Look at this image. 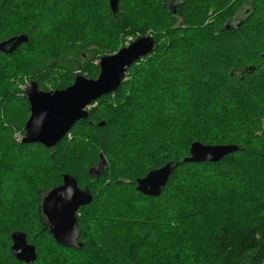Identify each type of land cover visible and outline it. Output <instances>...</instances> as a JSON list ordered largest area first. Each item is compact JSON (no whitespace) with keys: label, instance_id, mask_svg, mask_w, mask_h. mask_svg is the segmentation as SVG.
Wrapping results in <instances>:
<instances>
[{"label":"trees","instance_id":"16d2710c","mask_svg":"<svg viewBox=\"0 0 264 264\" xmlns=\"http://www.w3.org/2000/svg\"><path fill=\"white\" fill-rule=\"evenodd\" d=\"M96 1L98 9L95 7L91 13L85 12L78 20L74 16L76 13L68 14L69 23L75 24L72 26L78 39L84 40L91 26L105 27L107 30L109 25H116L122 17L121 12L129 10L126 3H136L118 0L117 12L112 13L108 0ZM137 1V4L145 6L140 14L155 23L151 35L155 41L153 51L142 58L144 62L148 61L150 68L138 73L141 59L130 65L116 90L92 102L87 117L76 121L51 148L22 141L15 146L11 131L5 129L3 144H13L15 149L0 150V165L9 169L11 175L18 171L19 175L24 173L16 167L23 156L34 148L50 157L60 174L61 170L68 169L67 160L72 152L79 145L87 147L84 149V159L89 161L86 167L74 176L68 173L74 177L78 187H82L83 177L88 179L87 187L84 188L92 195L91 202L77 211L80 236L84 235L88 209L99 210L94 213L98 217L94 225L105 239L104 254L111 252L113 255L102 257L100 251L86 246L81 239L83 246L80 249L59 245L39 213L41 196L38 191L41 229L32 241L28 240L24 232L27 242L35 246L37 255L31 264H38L41 260L42 247L39 241L44 236L56 245L59 253L72 252L99 258L88 264H163L172 252L165 244L167 233L171 231L172 225L176 227L185 216L181 214L187 199L197 195L198 185L211 175L228 183H243L245 189L241 198L252 207L264 203V160L256 156L252 149L254 145L264 149V128L261 123V116L264 115V57L260 55L261 49L257 51L264 43V0H252L255 6L252 15L238 28L228 31L221 29L226 8L233 7L241 0H183L175 12L163 0ZM29 2L28 18L31 24L26 34L27 42L10 52L0 51L11 63L15 62L10 59V54L20 55L23 45L32 50L43 28L63 14L69 1ZM12 5L11 0H0V40L6 36L5 23ZM140 35H144V32H140ZM157 37L161 39L160 44H157ZM85 43L107 47L97 39H88ZM202 44H217V49L209 54L214 58L212 62L201 59L202 53L205 54ZM255 51L256 54L248 56ZM45 53L57 55V51L50 48ZM194 57L198 61L193 60ZM89 64L81 68L80 73L87 78H96L98 61L96 66ZM13 69L14 74L30 75V82H35L38 89L45 91L65 88L76 76V73L65 67L56 74V67L44 64L40 67L29 64L24 68L17 66ZM59 74L61 82L57 81ZM227 82H231L232 90L224 93L219 83L225 85ZM204 90L207 92H202ZM17 95L22 98H15ZM205 95L208 97L205 98ZM206 100L213 102V106L200 107ZM233 100L236 101V107L243 109L241 115L244 118H228ZM17 101L22 108L15 107ZM0 110L12 123L20 124L16 127L21 128L20 133L23 134L29 115L25 88L23 91L14 88L5 92L0 89ZM200 111L203 112L200 120L205 128L211 122H219L223 128L228 124L221 139H224L225 144L238 145V149L217 162H182L192 142H212L211 137L207 139L197 135L189 138L184 134L183 127L188 120L186 112L192 113L195 120ZM213 112L218 115L214 117ZM6 128H12V125ZM239 137H243L242 142L238 140ZM251 151L253 154L249 155ZM100 154L106 161V168L97 176L91 175L88 169L97 165ZM248 159L254 163L243 166L242 161ZM167 162L176 164L159 195H146L136 190L138 177ZM7 176L0 178V220L8 203L7 188L11 178ZM94 189H99L97 194ZM97 201L99 206H92ZM114 203L124 206L116 209L117 206H110ZM213 245L216 248L215 255L202 256L200 264H264V219L237 227H220ZM5 252L10 264H25L18 261L10 249H5ZM173 264L179 263L174 261Z\"/></svg>","mask_w":264,"mask_h":264},{"label":"rangeland","instance_id":"374dc122","mask_svg":"<svg viewBox=\"0 0 264 264\" xmlns=\"http://www.w3.org/2000/svg\"><path fill=\"white\" fill-rule=\"evenodd\" d=\"M12 10L8 15L5 23L6 36H11V33L23 32L27 34L29 26L31 24L30 18H28V8L30 0H11ZM68 2L65 5L67 8L60 14L55 21L50 22L46 27L43 28L40 36H38L37 43L30 50L25 45L21 47L20 55L15 53L10 54V59L13 62L6 60L8 58L5 55L0 54V89L1 91H7L10 89L24 90L26 85L31 81V77L28 74H14L13 67H27L29 64L35 67H40L41 64L56 67L55 73H60L61 68L65 67L73 73L79 74L81 68L91 63L96 66V61L103 55H109L117 51V48L126 46V41L131 39V42L139 37L140 32H144V35H152L154 22L142 16L140 11L145 9L144 5L136 3H126L129 10L121 12L120 21L116 25H109L107 30L105 27L91 26L90 31L87 30L85 39H78L74 34V22L69 23V13L75 14L76 20L82 17V14L91 13L94 9H98L96 0H66ZM232 1V0H230ZM36 6V5H33ZM96 7V8H95ZM146 10H148L146 8ZM62 19V22L60 20ZM25 25V26H24ZM159 39V37H157ZM88 39H97L101 44L107 46L101 48L97 45H87L85 43ZM159 39L157 44H160ZM203 45V44H202ZM22 46V45H21ZM40 48V50H38ZM48 48L57 51V55L46 54L45 50ZM176 48V47H175ZM205 54L202 53L201 59L209 60L212 62L213 57L209 54L217 49V44L203 45ZM261 49V53L264 52V43L258 48ZM31 52L33 53L32 56ZM40 52V53H39ZM256 54L255 52L250 55ZM9 56V55H8ZM55 56V58H52ZM92 56V57H91ZM100 56V57H99ZM247 56V57H248ZM246 57V58H247ZM89 59V60H87ZM193 60H196L195 57ZM247 62L246 59H244ZM198 61V60H196ZM254 63L252 61H249ZM140 64L138 73L142 70L148 69L151 65L148 61L144 62L143 59L138 62ZM194 68V67H192ZM231 71L229 70V73ZM209 74V73H208ZM61 75H57V81L61 82ZM125 76V75H124ZM124 78V77H123ZM127 78V77H126ZM198 84V82L196 83ZM219 88L226 91H231V82L224 84L219 83ZM215 89V87H214ZM217 89V88H216ZM210 90V88H208ZM219 90V89H217ZM198 92V91H197ZM196 92V93H197ZM202 92H207L206 90ZM198 94V93H197ZM210 94V93H209ZM19 96V97H18ZM205 98L208 95L204 96ZM17 99H21L22 96H15ZM228 101V100H227ZM229 107V119L240 116L243 109L236 107V101L233 100ZM205 107L213 106V102L206 100L201 106ZM234 106L236 107L234 109ZM16 108H22L21 103L17 101L15 104ZM90 107V106H89ZM88 107V109H89ZM190 108V107H189ZM225 110V109H223ZM1 111V110H0ZM214 114V117L217 114ZM0 150H14L13 144L10 146L3 144V137L5 136V129L9 130L12 134L13 143L16 146L24 135L20 133V129L16 127L17 124L12 123L10 118L5 116L3 112L0 113ZM185 116L188 118L187 124H184V134L188 135L189 138L193 136H205V138L212 139L209 145H219L223 143L224 139H221V134L226 131L227 125L222 127L219 122H212L207 128L201 122L200 118L203 117V112H199L198 117L194 120V115L190 112H186ZM201 116V117H199ZM230 122V121H229ZM12 123V124H11ZM197 123V125H195ZM261 123L264 128V115L261 116ZM12 128H6L11 126ZM17 126H20L18 124ZM176 132H179L176 130ZM181 132V131H180ZM243 137H239L241 141ZM198 141V140H197ZM210 141V140H209ZM242 142V141H241ZM238 147V145H237ZM255 155L264 160V149L262 147L253 146ZM87 147L85 145H79L70 155L67 160L68 169H63L58 174V170L55 167L50 157H47L42 150L34 148L23 156V159L16 167L18 170H23L24 173L19 175V171L14 175H11L9 169L7 170L4 166L0 165V178H11L9 180V186L7 188V199L5 210L1 213L0 220V264H10L8 261L9 256L6 254L5 249L10 248L11 240L10 233L13 230H22L28 235V240L32 241L35 239L37 232L40 231L42 226L39 220L38 214V191H45L47 188L54 186L55 184L62 183L63 174H72L73 176L79 174L80 170H83L88 164V160L84 159V153ZM10 150V151H11ZM253 152L249 155H252ZM254 162L242 161L243 166H248ZM10 174H9V173ZM66 172V173H65ZM69 174V175H70ZM81 186L87 187L86 184L88 179H81ZM100 188V187H99ZM245 185L240 182H225L222 178L211 175L206 181L201 182L196 189V194L192 198L187 199L184 206L182 207V214L185 215L180 219L178 225L171 226L172 229L169 231L165 238L166 246L172 251L170 256L167 257L163 264H173L176 261L179 264H200L202 256L215 255V247L213 245L216 234L220 227L230 225L237 227L238 225L248 224L250 221H260L264 219V203L254 205L256 208L247 204L242 198L244 193ZM97 194L99 189H94ZM101 197V196H100ZM92 206H99L98 201ZM110 206H117L116 209L121 208L124 204L114 203ZM249 210V211H246ZM99 210L88 209V213L85 215L84 223V235L81 234L79 240L87 246L92 247L94 251H100L103 256H113L105 251V239L101 231L94 225L96 222L95 212ZM80 214V213H79ZM84 214V213H83ZM82 214V215H83ZM121 231V227H119ZM32 243V242H31ZM42 247L41 260L38 264H88L99 260V258L92 257L90 255H81L80 253H64L58 252L56 245L46 238L43 237L39 241ZM2 246V247H1ZM101 259V258H100ZM202 260V259H201ZM162 261V260H161ZM98 263V262H97Z\"/></svg>","mask_w":264,"mask_h":264},{"label":"water","instance_id":"95a60500","mask_svg":"<svg viewBox=\"0 0 264 264\" xmlns=\"http://www.w3.org/2000/svg\"><path fill=\"white\" fill-rule=\"evenodd\" d=\"M108 5L112 13L117 12L118 0H108ZM9 40L14 41L13 45L16 47L26 42L27 37L19 35ZM154 45L155 41L151 35L139 36L116 52L101 56L98 60L99 71L96 78H87L79 73L65 88L44 91L39 90L35 82L29 83L25 88L29 115L24 124L21 141L39 143L47 148L53 147L76 121L87 117L88 107L92 102L116 90L129 66L149 55ZM261 56L264 57V52ZM237 149V145L234 144L209 145L194 141L182 162H217ZM175 164L167 162L138 177L136 190L146 195H159ZM105 168L106 161L100 154L97 165L88 170L91 175L97 176ZM91 200L89 190L78 187L74 177L69 174H63L62 183L57 185V188L49 190L39 213L45 216L44 224L59 245L76 249L83 246L79 240L77 211ZM10 238L11 254L18 261L31 264L37 259L35 246L27 242L23 231L13 230Z\"/></svg>","mask_w":264,"mask_h":264},{"label":"flooded vegetation","instance_id":"af4514ba","mask_svg":"<svg viewBox=\"0 0 264 264\" xmlns=\"http://www.w3.org/2000/svg\"><path fill=\"white\" fill-rule=\"evenodd\" d=\"M165 2L168 5V7L172 10V12H175L177 5L180 2H183V0H165ZM232 6L233 7H227L226 8L227 9L226 10V14H225L226 17H225V19L223 20V22L221 24L222 25L221 29L223 28L224 30L228 31V30H232V29L238 28L241 24H243V22L247 18H249L252 15L253 9L255 8V6L253 5V1L252 0H243V1L241 0L240 2H238V3H236L235 5H232ZM19 35H25L27 37V35L25 33L17 32V33H11V36L2 38L0 40V44H2V46L0 47V51L1 52H6V51H9V50L12 51L15 48H17V46H19L20 44L17 45L16 47H14L15 46V45H13L14 41H11L9 39H11L13 37H16V36H19ZM26 42H23V43H26ZM25 95H26V93H25ZM60 184H55L54 186L46 189L45 191L44 190L40 191L41 197H40L39 206H42L44 198H45V196H47L49 190H51L52 188H57V185H60ZM80 188H84V186H82ZM42 217L44 218L43 222H46L45 216H43V214H42ZM10 240H11V238H10Z\"/></svg>","mask_w":264,"mask_h":264},{"label":"built area","instance_id":"2783aa9c","mask_svg":"<svg viewBox=\"0 0 264 264\" xmlns=\"http://www.w3.org/2000/svg\"><path fill=\"white\" fill-rule=\"evenodd\" d=\"M130 42H131V39L130 40H127L126 41V45H128Z\"/></svg>","mask_w":264,"mask_h":264},{"label":"bare ground","instance_id":"6f19581e","mask_svg":"<svg viewBox=\"0 0 264 264\" xmlns=\"http://www.w3.org/2000/svg\"><path fill=\"white\" fill-rule=\"evenodd\" d=\"M30 83H31V82H30ZM27 85H28V84H27ZM27 85H26V86H27Z\"/></svg>","mask_w":264,"mask_h":264}]
</instances>
